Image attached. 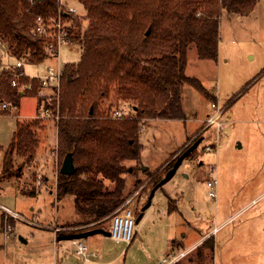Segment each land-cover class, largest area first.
Instances as JSON below:
<instances>
[{
  "label": "rangeland",
  "instance_id": "1",
  "mask_svg": "<svg viewBox=\"0 0 264 264\" xmlns=\"http://www.w3.org/2000/svg\"><path fill=\"white\" fill-rule=\"evenodd\" d=\"M69 4L78 11L75 16L82 31L71 28V22L65 23L77 36L88 26L84 20L86 12L77 2ZM82 51L79 44L70 40L61 46L58 57L39 65L22 61L23 70L30 77L43 76L49 68L64 71L66 65L79 63ZM0 59L7 69L16 67L18 62L1 42ZM186 74L198 79L212 97L203 96L190 85L184 86L187 117L147 121L140 135L143 150L139 164L128 163L135 171L129 169L124 178L130 193L127 206L137 220L155 188L154 177L162 180L176 160L203 138L192 158H187L163 186L178 199L183 217L196 233L188 234L181 216L168 215L165 207L155 201L141 222L136 223L131 246L101 234L82 240L89 253L96 255L90 264H159L170 252L171 239L185 234L189 246L208 232H212L214 249L203 248V242L192 251L183 250L186 255L178 264H264V0H259L247 16L224 12L217 59H200L191 47ZM57 94L58 90L41 89L39 96L45 99L42 107ZM212 103L225 108V133L220 136L215 128L203 132L208 117L216 111ZM37 105L35 97H24L17 110H3L0 103V176L17 125L32 122L42 110L41 107L37 112ZM101 107L106 112L113 111L117 107L115 95L102 102ZM121 107L135 115L128 104L122 103ZM40 120L34 161L25 164L16 155L13 166L15 170L23 167L20 177H0V264H55L53 232L60 237L75 234L81 228L73 225L80 220L74 197H56L62 166L57 153L56 119L50 114ZM144 168L148 170L144 172ZM213 180L217 181L214 190L208 187ZM31 191L37 194H23ZM211 191L216 192L215 198L210 197ZM4 206L16 216L5 211ZM103 228L110 232L112 221ZM21 237L27 242H21ZM61 259L64 264H87L71 242L70 250L60 253Z\"/></svg>",
  "mask_w": 264,
  "mask_h": 264
},
{
  "label": "trees",
  "instance_id": "2",
  "mask_svg": "<svg viewBox=\"0 0 264 264\" xmlns=\"http://www.w3.org/2000/svg\"><path fill=\"white\" fill-rule=\"evenodd\" d=\"M72 1L84 8L88 26L77 36L68 29L69 40L83 51L79 63L65 66L57 97L42 107L41 80L27 76L23 68H4L0 59V103L7 106L5 110H17L24 97H35L37 112L42 107L57 118V153L61 163L72 154L75 173L59 171L56 197H74L80 220L73 225L84 227L76 230L81 233L104 229L129 197L124 176L128 163L139 164L140 135L147 121L185 119L186 85L212 97L198 79L186 74L190 48L200 59L216 60L222 14L247 16L259 0H63L67 6ZM64 5L62 0H0V42L18 61L44 63L54 56L46 49L47 40L35 33L38 19L48 25L61 18L82 31L81 22L66 13ZM14 75H20L21 87L30 89L13 87ZM113 94L114 109L128 104L135 115L113 118L112 111L103 110L102 102ZM38 115L28 124L17 125L0 177H20L23 167L13 166L16 155L25 164L34 161L39 148ZM152 181L156 186L161 179L155 176ZM172 204L170 200V213ZM203 248L214 249L213 237Z\"/></svg>",
  "mask_w": 264,
  "mask_h": 264
},
{
  "label": "built area",
  "instance_id": "3",
  "mask_svg": "<svg viewBox=\"0 0 264 264\" xmlns=\"http://www.w3.org/2000/svg\"><path fill=\"white\" fill-rule=\"evenodd\" d=\"M62 4L65 3L62 0ZM66 7L65 12L70 15H77L78 11L76 8L70 5H64ZM35 33L42 38L47 40L46 49L48 53L54 57H58L59 50L62 45L69 43V32L67 28V24L61 18L52 20L48 25L44 24L41 19L37 21V27L35 29ZM23 62L18 61L16 64L17 68H23ZM20 75H14L12 79V86L16 88H20ZM63 76V70H55L53 68H49L45 75L31 77V78H39L41 80L42 89H50V90H58L61 86V79ZM30 89V86L25 87V89ZM58 95V94H57ZM2 108L7 109L6 105H3ZM212 108L216 109L215 113L208 117L206 121V127L215 128L217 135H223L225 133V108H221L219 103H212ZM50 111L46 109H42L41 113L38 115L39 118H45L50 116ZM111 116L113 118H127L129 117L128 112L124 111V109H114L111 112ZM57 119V118H55ZM208 187L212 190L216 189L217 181L213 180L208 182ZM210 197L215 198L216 192L211 191ZM130 201L125 202L121 205L117 211L112 216V228L110 230V238L116 242L123 243L126 245H130L135 236V225H136V216L134 212L128 208V204ZM5 211L9 214L15 215L7 208L3 207ZM16 216V215H15ZM73 244L76 246V254L84 258V260L89 263L92 261L96 255L90 254L87 246L83 244L82 241H73ZM186 253H179L177 255L164 258L159 264H178L182 258H184Z\"/></svg>",
  "mask_w": 264,
  "mask_h": 264
},
{
  "label": "crops",
  "instance_id": "4",
  "mask_svg": "<svg viewBox=\"0 0 264 264\" xmlns=\"http://www.w3.org/2000/svg\"><path fill=\"white\" fill-rule=\"evenodd\" d=\"M26 74V73H25ZM46 74V73H45ZM27 75V74H26ZM28 76V75H27ZM182 107H183V111H184V113H185V117H187V113H186V110L184 109V103H183V101H182ZM205 127H206V124H205ZM205 127L203 128V132H205V131H207L208 129H210V128H208V129H205ZM184 164V163H183ZM162 191H163V193H162ZM158 192H160V196H156L157 195V193ZM166 194V196H165V194ZM168 196V197H167ZM174 200L175 202H173L172 201V205H173V207H174V211L172 212V213H170L169 212V201L170 200ZM160 202L161 203V205H163L164 207H165V211L164 212H166L168 215H173V214H177V215H180L181 216V218H182V220L183 221H185V224H186V226H187V230H188V234H194V233H196V231L193 229V227H192V224L188 221V220H186L184 217H183V214H182V212L180 211V208H179V206H180V204L178 203L179 201H178V199L177 198H174L169 192H167V191H165L164 190V187H161V188H159L156 192H155V195H154V197H153V199H152V202H151V205H150V207L153 205V203L154 202ZM3 206V205H2ZM5 207V206H4ZM149 207V208H150ZM6 208V207H5ZM148 208V209H149ZM148 209H146L144 212H143V209H142V212H143V216H142V218L140 219V221L139 222H137V220H138V218H137V220H136V223H140L141 222V220L146 216V214H147V212H148ZM9 210V209H8ZM11 211V210H10ZM12 213L14 212V211H11ZM17 213V212H16ZM111 221H112V219H111ZM81 228H83V227H81ZM51 232H53L52 230H51ZM211 234H212V232H208V233H206V234H204L200 239H198V240H196L194 243H192V244H190L189 246H186V243H185V240H186V235L185 234H183L182 235V238H173V239H171L170 240V252L168 253V254H166L165 256H164V258H166V257H171V256H174V255H177V254H179V253H181V252H183V250H186V251H192V250H194L197 246H199L200 244H202L203 242H205L210 236H211ZM53 236H54V240H53V245H52V247H53V256H54V259H55V264H64L63 263V260L61 259L60 260V253H65L66 251L68 252L69 250H70V242L71 241H59L58 240V236H57V234L55 233V232H53ZM22 238V237H21ZM23 239V238H22ZM24 240V239H23ZM82 241V240H81ZM134 241V240H133ZM22 242V241H21ZM27 241L25 240V242H23V243H26ZM65 242H69V243H65ZM172 242H175L176 243V245L173 247L172 246ZM72 243V245L74 246V248H75V251H76V246L73 244V242H71ZM119 243V242H118ZM133 243V242H132ZM131 243V244H132ZM131 244H130V246H131ZM178 249L180 250V251H178ZM96 257H94L92 260H94ZM163 258V259H164ZM87 263V262H86ZM91 262H89V263H87V264H90ZM99 264H113V262H102V263H99Z\"/></svg>",
  "mask_w": 264,
  "mask_h": 264
},
{
  "label": "water",
  "instance_id": "5",
  "mask_svg": "<svg viewBox=\"0 0 264 264\" xmlns=\"http://www.w3.org/2000/svg\"><path fill=\"white\" fill-rule=\"evenodd\" d=\"M203 138H200L199 140H197L191 147H189L175 162L174 166L172 169L169 170V172L167 173V175L155 186V188L153 189L151 196L149 198V202L147 203V205L143 208V212L148 209L151 205L152 199L155 195V192L163 187L165 184H167L177 173V171L179 170V168L183 165V163L185 162L186 158L193 152L195 151L199 145L202 143ZM148 170V168H144L143 171L146 172ZM131 171V169H130ZM60 173L64 174V175H73L75 173V166H74V161H73V156L72 154H67L66 157L63 160L61 169H60ZM143 212L142 214H140V216L138 217L137 222L140 221V219L143 216ZM105 235L107 237H110V232L105 231L104 229L101 228H96V229H92V230H88L85 232H81V233H75V234H68V235H63L60 236L58 238L59 241H81L84 240L88 237L91 236H95V235ZM20 240L22 242H25V240H23L22 238H20Z\"/></svg>",
  "mask_w": 264,
  "mask_h": 264
},
{
  "label": "flooded vegetation",
  "instance_id": "6",
  "mask_svg": "<svg viewBox=\"0 0 264 264\" xmlns=\"http://www.w3.org/2000/svg\"><path fill=\"white\" fill-rule=\"evenodd\" d=\"M193 152H194V151H193ZM193 152H192V153H193ZM192 153H191V154H192ZM191 154H190L187 158H192ZM187 158H186V159H187ZM192 160H193V159H192Z\"/></svg>",
  "mask_w": 264,
  "mask_h": 264
}]
</instances>
